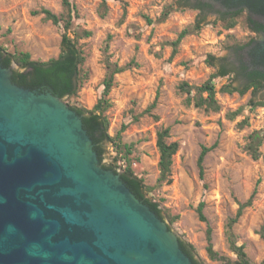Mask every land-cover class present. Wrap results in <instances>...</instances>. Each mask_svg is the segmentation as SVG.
<instances>
[{"label": "rangeland", "instance_id": "rangeland-1", "mask_svg": "<svg viewBox=\"0 0 264 264\" xmlns=\"http://www.w3.org/2000/svg\"><path fill=\"white\" fill-rule=\"evenodd\" d=\"M70 1L76 15L67 35L74 38V30H86L91 35L77 40L88 77L77 95L63 98V103L69 108L90 110L98 102L106 72L104 48L108 37L110 61L120 67L132 64L114 76L109 107L104 113L109 136H116L125 126L118 140L121 147L105 143L100 166H109L120 175L129 165L142 181L145 197L159 205L167 230L178 241L192 246L199 264H224L210 259L206 252L207 228L211 230L214 251L231 263L236 260L230 249L228 225L239 205L255 191L251 205L232 223L230 232L236 245L243 246L247 259L260 264L264 261V240L259 234L264 222V162L253 160L244 145L253 132L264 135V107L251 109L248 105L250 100H262L263 93L222 92L228 84L241 88V82L231 81L229 75L212 80L219 111L205 112L185 103L186 98L193 100L198 95L195 88L207 82L220 64L216 60L215 67L208 65L207 55L224 58L229 64L235 47L249 40L244 15L231 29H225L214 14L199 16L193 7L199 0L179 6L180 0H105L104 7L100 0ZM43 11L59 19L66 15L60 0H0V45L7 53L27 52L31 60L38 62L58 56L64 21L55 24ZM165 11L169 14L163 18ZM198 18L201 29L186 36L178 47H171L177 35L191 28ZM246 53L239 52L242 58ZM14 70L18 68L12 64L9 71ZM156 94L155 109L143 113ZM238 110L239 115L228 119V114ZM243 120L247 124L241 127ZM164 128H169L166 142H177L178 151L172 157L170 183L158 185L156 140ZM204 147L210 150L204 157L200 179L197 159ZM259 152L264 154V140ZM199 203H203L204 222L197 216Z\"/></svg>", "mask_w": 264, "mask_h": 264}, {"label": "water", "instance_id": "water-1", "mask_svg": "<svg viewBox=\"0 0 264 264\" xmlns=\"http://www.w3.org/2000/svg\"><path fill=\"white\" fill-rule=\"evenodd\" d=\"M0 65V264H193L120 175L82 117Z\"/></svg>", "mask_w": 264, "mask_h": 264}, {"label": "trees", "instance_id": "trees-1", "mask_svg": "<svg viewBox=\"0 0 264 264\" xmlns=\"http://www.w3.org/2000/svg\"><path fill=\"white\" fill-rule=\"evenodd\" d=\"M62 8L66 11V15L60 19L51 14L48 11H43L46 18L50 19L53 23L58 24L60 20L64 21V33L61 36V49L60 53L56 58L49 59L46 62L33 61L27 52H18L14 54L7 53L6 50L0 45V65L4 68H9L12 64H15L18 70H14L11 73L12 83L30 90L39 91H49L57 98H71L77 95L81 89L84 81L87 79V72L84 71L83 66L85 63V57L82 51L77 47V40L90 37L91 33L86 30H74V38H70L66 31H68L72 26L73 17L76 15L75 6L70 0H60ZM101 6H105V0H100ZM190 0H180L177 5L181 3H186ZM194 9H200L199 16H203L208 13L204 11L205 8H210L209 5L204 4L200 1L194 2ZM177 8V7H176ZM169 14V11L162 13V17L165 18ZM238 13H226L221 14L220 21L223 22L225 29H231L236 24V19L238 18ZM201 20L198 18L191 28H186L182 30L176 37V39L169 45L173 48L179 46L181 41L188 35L196 33L201 29ZM250 22V19L247 20ZM147 23L150 24L151 21L147 19ZM108 40L106 41L104 48V62H105V76L102 82L103 90L101 97L94 107L90 110L84 109L82 107L70 106L71 109L82 117L83 127L86 130L88 136L94 144V149L101 159L104 154L103 145L105 143H111L113 147L119 149L121 147L119 140L120 133L124 130L125 126H122L119 133L111 137L108 134V121L104 116L105 111L109 107L108 95L111 91L114 82V76L122 73L123 71L131 67V63L126 66H118L116 63L110 61V56L108 55ZM242 46L235 47L234 57L229 64L224 63L226 59H216L212 55H207L205 62L215 67V61L218 60L220 64L217 66L215 72L205 82L202 86L195 88L198 95L192 99L186 98L185 103L193 104L195 108L203 109L205 112H217L219 111V106L215 100V90L212 80L217 77H226L232 75L231 81L236 80L241 82V88L233 87L230 84L221 88L222 92L229 94L238 93L239 95L245 94L247 91L251 90L253 94L263 86L261 77L256 75L255 72H247V66L243 61L242 56L239 54ZM258 77V78H257ZM190 91V89H188ZM206 94L203 98L200 94ZM158 100V94H156L152 103L144 110L143 113L150 114L156 107ZM249 107L251 109L258 106L264 107V100H259L253 102L250 100ZM240 114V110L232 112L227 115L228 119L233 120L237 115ZM247 124V120H243L239 126ZM169 137V128H164L157 134L156 146L159 153L158 167L160 171L157 184L161 185L163 183H170V167L172 164V157L178 151V143L171 142L167 143L166 140ZM264 140V135L260 132H253L247 138V143L244 145V151L253 159H261L264 162V154L259 152V147ZM128 148L126 145L124 146ZM210 148H202L197 159L198 173L200 179H203L204 168L203 161L204 157ZM104 169H111L109 166H103ZM115 172V171H114ZM121 181L126 185V187L131 191L134 196L139 199L142 203L147 205L151 211H153L160 219L161 210L156 202L147 199L144 195V186L142 181L135 177L129 167L126 166L120 174ZM255 191L250 196V198L243 204H240L236 212L235 218L232 219L228 225L227 233L229 235V243L231 251L236 255V260L230 262L224 256H220L213 249L211 230L207 228L206 230V241L207 247L206 252L210 259L222 261L224 264H253L248 259L244 252L243 246H237L232 238L230 228L232 223H234L241 215L246 207H249L252 203V199ZM199 221L204 222L205 218L203 216V203H199L196 209ZM261 238L264 240V222L260 228L259 232ZM179 245L182 251L191 259L193 264H199L193 256V248L191 245L179 240ZM260 264H264L262 261Z\"/></svg>", "mask_w": 264, "mask_h": 264}, {"label": "flooded vegetation", "instance_id": "flooded-vegetation-1", "mask_svg": "<svg viewBox=\"0 0 264 264\" xmlns=\"http://www.w3.org/2000/svg\"><path fill=\"white\" fill-rule=\"evenodd\" d=\"M210 8L204 11L220 18L221 14L238 13L244 15L246 28L251 35L249 40L241 44L240 52H247L243 61L247 72H255L261 77L263 86L257 93H263L264 100V0H199ZM200 13V9H194ZM250 19L248 23L247 20ZM220 20V19H219ZM258 78V77H257Z\"/></svg>", "mask_w": 264, "mask_h": 264}]
</instances>
